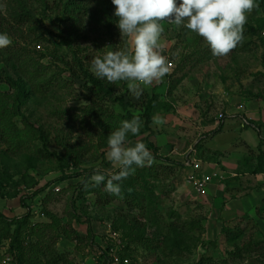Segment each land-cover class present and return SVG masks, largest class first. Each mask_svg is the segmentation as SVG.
<instances>
[{"label":"rangeland","instance_id":"1","mask_svg":"<svg viewBox=\"0 0 264 264\" xmlns=\"http://www.w3.org/2000/svg\"><path fill=\"white\" fill-rule=\"evenodd\" d=\"M42 1L0 0V19L4 20V26L8 28L5 33L12 39L10 46L0 49L1 66L9 75H24L18 59L19 54L25 52L40 62L41 70L43 66L51 68L43 72L47 78L54 76L46 85L45 93L30 90L23 113L13 116L12 124H0L19 131L18 140L4 142L0 139V212L13 218L25 216L30 210L27 224L30 229L34 228L36 234L31 237L25 235L26 242L36 244L37 238L33 241L35 237H50L49 245L66 254L73 264H105L107 258L99 257L101 249L114 248L118 253L126 254L124 248L128 240L122 241L120 232H112L113 221L122 220L123 216L128 219L134 216L139 228L144 225L142 238L154 236V231L162 236H172L174 226L184 228L194 221L203 226L202 230L195 229L184 237L180 247L168 258L163 257V252L171 251L162 245L163 242L158 249L148 250L132 236L130 255L139 264H160L154 261L155 257L161 259V264H198L203 259L209 264H264V257L259 254L254 253L250 258L228 252V249H235L222 231L225 226H231L236 233L244 232L240 244L250 239L264 240V209H261L264 197L257 199L256 205L242 199L239 215L232 205L234 199L244 195V190L239 192V187L235 186L238 179L244 180V188L248 186L244 177L232 175L234 168L238 171L235 158L243 154L246 156L251 150L260 151L259 145L250 149L242 139L253 137L258 144L262 142L261 148L264 149V101L246 96L247 90L255 93L264 91V76L260 74L264 70V25L257 36L251 35L244 26L243 41L227 55L218 57L196 33L171 21H161L164 28L161 37L163 54L174 63L167 77L144 88L138 100L133 98L126 82H117L115 94L125 97L131 113L143 114V105L156 96L154 115L162 116L166 121L162 125L152 122L151 130L129 140L145 143L153 154L150 165L134 166L135 171L120 183L121 195L133 175L136 189L141 191L140 181L149 177L150 191L145 193L142 204L140 200L134 203L131 199L112 197L106 191L105 183L92 186L90 177L97 168L105 173L117 169L106 158L108 148L103 146L100 134L93 127H85L82 121V108L91 104L89 89L85 88L83 81L70 76L63 63L52 54L53 48H58L60 57L64 56L71 62L74 57L80 58L93 72L94 58L102 57L109 51H130L131 37L121 35L111 0L104 1L111 8L106 10V15L113 16L114 26L106 27L104 22L98 23L82 12L77 14L74 31L71 27L64 31L68 21H63L60 13L63 8L60 2L63 0H44L48 7ZM256 3L258 6L247 19L252 26L264 20V7L257 0ZM24 5L33 22L19 25L13 17ZM85 5L93 16L98 9L97 1L91 0ZM70 31L69 36L74 41H67L71 42V47L60 36L61 32L68 36ZM39 33L56 45L38 41L41 40ZM0 93H10L9 87L0 84ZM100 103L109 111L126 113L119 104L107 98ZM243 116L249 117L256 129L251 126L242 128ZM211 122L216 127L232 125L235 131L216 135V131L207 129V123ZM237 135L241 137L236 139ZM196 143H200V149H205L207 143L225 147L224 152L214 150L211 155L196 152L203 160V169L205 161L231 165H224L225 169L220 172L216 170L217 166L211 164L207 172L217 171L218 177L201 192L185 181L187 170L183 167L188 155L195 157ZM62 157L71 164L65 172L60 167ZM139 170L144 175H139ZM85 182L88 183L87 188ZM259 182L255 181L263 187L264 179H259ZM53 186L60 191H53ZM44 187H49L50 195L46 200L42 195H34ZM46 212L58 216L63 226H72L82 239L73 241L63 237L55 241L56 236H50L52 230L48 228L53 219ZM4 227L0 220V236ZM14 228H10L6 237H1L2 264H18L17 253L15 256L9 251ZM156 244L157 239L150 245ZM25 259V264H45L48 261L46 254L37 249H27Z\"/></svg>","mask_w":264,"mask_h":264},{"label":"trees","instance_id":"2","mask_svg":"<svg viewBox=\"0 0 264 264\" xmlns=\"http://www.w3.org/2000/svg\"><path fill=\"white\" fill-rule=\"evenodd\" d=\"M44 1V0H43ZM42 1V3H44ZM91 0H63L60 3L63 5V8L61 9L60 13L62 15L63 21L66 19L68 21V24L65 25L64 31H68L71 27V31H74L76 28V21H77V14L78 13H84L85 15L88 14L89 18L95 19L96 22H104V25L107 26H114V19L112 15L107 16L106 10L111 9L109 6V3L106 4L104 0H93L97 1L98 9L93 14V16L90 15V13L86 10L85 3L90 2ZM259 3H261L264 7V0H257ZM46 7H48V3H44ZM13 19L16 23L19 25H25V24H31L33 22V17L31 16L30 12L26 9L25 5L14 15ZM4 20L0 19V32H8L4 26ZM264 20L261 21V23L257 26L249 25L248 23L245 24L246 28L249 29L251 32V35L257 36L261 29L263 28ZM68 34V36H65V32H61L60 36L62 37V40L67 43L69 47H71V42L74 41V39L69 36L71 34ZM39 36L41 37V40H38L40 42H44L48 45L54 44L55 42L51 41L49 38H47L43 33H39ZM71 42H69V41ZM262 42L264 43V40L262 39ZM238 46V45H237ZM236 46V47H237ZM41 47V46H40ZM39 47V48H40ZM52 54L55 56V59L59 62L63 63V65L66 67L65 70L69 72L70 76H73L76 79H80L84 82L85 88L89 89L90 96L89 99L91 100V104H89L88 107L82 108V115H83V123L85 124V127H93L97 132L100 134V140L103 143V146H107V140L108 136L111 134L112 131H115L119 128L121 125V122L124 120H131L133 117H139L142 121V127L140 130V134L146 132L147 130H151L150 125L153 122V115L154 111L156 110L155 106V100L156 96L150 98V100L143 105V114L134 115L128 110L129 104L127 103L125 97L123 95H116L115 89L117 86V82L115 83H109L105 79L97 78L93 72L90 71V69L87 68V66L84 65V62L80 58H73L72 62L70 60H66L65 57L59 56L58 48H53ZM3 55V52H1ZM209 53V52H207ZM76 54V53H75ZM30 55V54H29ZM27 53L22 52L19 54V68L21 69L22 73L24 75H18V76H12L7 74V71L4 69L3 66H1V55H0V84H6L9 87L10 93H0V124L7 125L12 124L13 120L12 117L15 115H20L22 112V108L26 105L28 97H30V90H34L39 93H45L47 91V84L50 82V80L54 77L51 76L50 78H47L44 74V71H49L51 68L49 66H43V70H41L40 62L32 55L29 56ZM45 55V54H44ZM77 65V66H76ZM263 67H264V58H263ZM41 76H40V75ZM261 75L264 76V70L263 72H260ZM27 78V79H26ZM35 94V93H34ZM246 96L250 99H256L264 101V91L261 90L257 93L247 90ZM109 99L110 102L119 104L123 110L125 109L126 113H116L109 111L108 108L102 106L100 102H103L104 99ZM12 104V106H10ZM2 117V118H1ZM222 124L216 127L213 131H216L219 133L222 129ZM11 129V128H10ZM8 129L4 126H0V139L4 142H10L11 140L19 139V131ZM137 135V136H138ZM137 136H129V140L136 138ZM150 143V142H149ZM152 146V143H150ZM262 142L259 143V152L256 153V151H251L248 155L245 156L242 163V171L241 172H247L251 175H256L259 173H264V149L261 148ZM200 146V143L197 145V147ZM65 157L61 158L62 164H61V170L63 172L66 171L67 168L71 167V164L67 161H65ZM75 161V160H74ZM173 163V162H172ZM177 165H180L177 163ZM139 175H144L142 170L138 171ZM133 175L130 176V182L126 183V187L123 190V193L120 195L111 194L112 197L117 198H123L125 200L131 199L132 202L135 203V201L140 200L142 204L143 198H145V193L149 192L148 184H149V177L142 178L141 182V191H138L136 189L135 183L133 180ZM49 187H44L39 190H37L34 195H42L43 198L46 200L49 197ZM23 201V202H22ZM22 203L24 206H26L25 200L22 199ZM261 209H264V202L261 206ZM47 215H49L50 218H52V222L48 224V228H51L52 235L50 236H56L55 241L58 240V238L66 237L68 239H71L73 241H78L79 239H82V236L71 226L70 228L63 226L62 221L60 218L53 213L46 212ZM30 210L25 214V216L22 217H13L9 218L2 212H0V220L1 223L5 224L4 232L0 236V245L3 242L1 240V237H6L8 233L10 232L11 227H15L13 230V234H11V241L9 245V251L12 254L16 253L18 255V264H25V251L27 249H30L32 251H36V249L40 252H43L46 254L48 261L45 264H62L69 262L70 264H73L72 262L68 261V257L65 256L66 254L61 253L57 250V248L54 246L52 248L49 245V239H45L42 237L41 239L38 237H35L33 241L37 238L36 244L33 243H27L25 235L28 234L29 237H31L32 234H36V231L34 228L30 229L28 224L29 218H30ZM135 220V221H133ZM138 221L133 216L131 219H128V217L123 216L122 220H114L113 221V233H117L116 231L120 232L122 237L121 240L123 241L128 240V245L124 248V251L126 254H120V256H130L133 258V256L130 255V251L132 250V240L131 237H135L138 239L139 242H141L142 245L145 246L146 249H158V245H160L162 242V245L165 248H169L170 252H163V257L168 258L172 256V253L180 247L181 241L184 237H186L189 233L195 231V229L202 230L203 226L198 221H194L191 223L190 226H185L184 228L175 227V231H173L172 236H162L161 233H156L154 231V236H141V232L144 231V225H142V228H139ZM47 228V229H48ZM231 226H225L222 231L225 235L228 236V241L230 243V246L234 247L235 250H227L228 252L231 251V254H235L243 257L244 255H247L248 257H252L254 253L261 255L264 257V240L255 241L254 239H250L248 241L243 242L240 244V239L243 237L244 232L239 231V233H236ZM39 229V228H38ZM38 231V230H37ZM137 231H139V234H136ZM55 234V235H54ZM119 234V233H117ZM28 237V238H29ZM8 238V237H7ZM157 239V244L154 246H151L150 244L152 242H155ZM30 240V239H29ZM239 242V243H238ZM29 244V245H28ZM28 245V248L27 246ZM55 245V244H54ZM100 251L104 252L101 256L103 258L109 257L110 248L107 249H101ZM99 251V252H100ZM151 254L156 255L154 251H150ZM162 257V256H161ZM134 259V258H133ZM136 260V259H134ZM1 259V249H0V264ZM154 261H158L161 264V259L156 258ZM198 264H209L206 259H203Z\"/></svg>","mask_w":264,"mask_h":264},{"label":"clouds","instance_id":"3","mask_svg":"<svg viewBox=\"0 0 264 264\" xmlns=\"http://www.w3.org/2000/svg\"><path fill=\"white\" fill-rule=\"evenodd\" d=\"M121 35L131 37L130 51H109L92 61L93 74L109 83H127L134 99L143 89L160 82L169 73L163 54L161 21H171L196 33L210 47L214 56H225L244 39L248 15L257 7L256 0H111ZM12 44L9 34L0 32V49ZM40 47V46H38ZM165 118L154 115L153 123L164 124ZM139 117L124 120L108 136L106 158L117 169L102 172L99 168L90 177L92 186L105 183L110 194L120 193V183L135 167L150 165L153 154L141 141L132 143L129 136L140 133ZM135 166V167H134ZM106 176L108 177L106 179ZM88 183L85 182L87 188Z\"/></svg>","mask_w":264,"mask_h":264},{"label":"crops","instance_id":"4","mask_svg":"<svg viewBox=\"0 0 264 264\" xmlns=\"http://www.w3.org/2000/svg\"><path fill=\"white\" fill-rule=\"evenodd\" d=\"M264 105V104H263ZM249 116H250V114H249ZM248 119L250 120V122H251V125H249V126H251V127H254L255 129H256V127L254 126V124L252 123V121H251V119L248 117ZM222 129H221V131L219 132V133H216V135H218V134H222V133H227V132H229V131H235V127L234 126H232V125H226V124H222ZM243 126V125H242ZM248 126H243L242 128H247ZM216 128V124H214V123H212L211 122V124L210 123H207V129H210V131H212V130H214ZM242 130V129H241ZM246 131H248V129L246 130ZM257 132H258V130H257ZM239 137H241V135L239 136V135H237V137H236V139L237 138H239ZM215 138V137H214ZM213 140V139H212ZM210 143H211V140L209 141ZM242 142L244 143V144H246V146L248 147V148H250V149H255L256 148V146H258L259 144H258V141L257 140H255L253 137L252 138H244V139H242ZM210 143H207L205 146V149L204 148H201L200 149V146L199 147H197V145H196V148L198 149H195V152H193L194 153V155H195V157L197 158V159H200L201 161H203L202 160V158H200L199 156H198V154L197 153H199V154H201L202 155V153L203 154H210L211 153V151H214V150H217V151H225V147H221L220 145H218V144H216V146H215V144L213 145V144H210ZM207 145H209V146H207ZM212 147V148H211ZM207 149H210V151L209 150H207ZM197 150V151H196ZM227 150V149H226ZM252 151V150H251ZM197 152V153H196ZM217 153V152H216ZM213 154H214V152H213ZM218 154V153H217ZM211 155V154H210ZM244 155V154H243ZM243 155H241V156H238V157H236L235 158V162H236V164H238V171H235V168H234V172H232V175H235L236 177H244V179H245V183L247 182V184H248V186H247V188H244V180L243 181H241V179H238V181L235 183V186H238L239 187V192H241V191H243V193H244V195L241 197V196H239V199L238 200H233V208H234V210L236 211V214L237 215H239V213H240V211H239V209L240 208H242V202H241V200L242 199H244L245 198V200H247V201H249L250 203H252L253 205H256L257 204V202H258V200H260V198H262V197H264V186L263 187H261L260 185H257V183H255V181H258L259 182V179L261 180V179H264L263 178V176H264V173H259V174H256V175H253L252 177L250 176V174H248L247 172H241L242 171V163H243V159L245 158V155L243 156ZM211 164L212 165H215V166H217V171H220V172H223V170L225 169V166L226 167H229V166H231V165H229V164H225V162H223L222 164H220V162H213V163H210L209 161H205L204 162V170L207 172V170L209 171L210 170V166H211ZM208 165V166H207ZM225 165V166H224ZM183 167H184V165H183ZM221 168V169H220ZM217 171H215V172H217ZM225 172V171H224ZM228 172V171H227ZM210 173H213V172H210ZM260 183V182H259ZM246 185V184H245ZM211 190H214V189H211ZM239 195H241L240 193H238ZM258 199V200H257ZM228 206H226V208H227ZM216 209V208H215ZM216 213V212H215Z\"/></svg>","mask_w":264,"mask_h":264},{"label":"built area","instance_id":"5","mask_svg":"<svg viewBox=\"0 0 264 264\" xmlns=\"http://www.w3.org/2000/svg\"><path fill=\"white\" fill-rule=\"evenodd\" d=\"M167 63L170 72L171 68L174 66V63L169 59H167ZM168 74H166L165 77H167ZM242 125H250V120L247 116L242 117ZM183 165L184 169L187 170L185 181L192 185L193 188L199 192L204 191L209 186V184L213 183L214 179L218 177V172H204L205 170L203 169L202 161L191 155H188L186 157L183 162ZM52 189L56 192L60 191L58 187L53 186ZM99 253L103 254L104 252L100 251ZM138 262L132 257L120 256V254H118V252L114 250V248H111L109 252V257L107 258V262H105V264H139Z\"/></svg>","mask_w":264,"mask_h":264}]
</instances>
